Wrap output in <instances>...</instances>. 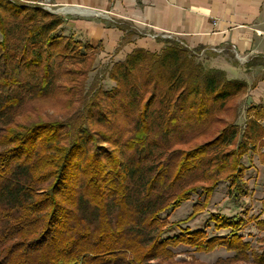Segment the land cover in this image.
I'll return each mask as SVG.
<instances>
[{
    "label": "trees",
    "instance_id": "1",
    "mask_svg": "<svg viewBox=\"0 0 264 264\" xmlns=\"http://www.w3.org/2000/svg\"><path fill=\"white\" fill-rule=\"evenodd\" d=\"M62 23L38 3L0 0V264L171 263L180 244L200 252L223 247L233 252L231 261L264 264V246L255 250L244 239L248 221L241 217L212 215L216 229L230 230L211 236L189 227L163 236L167 217H161L199 188L205 205L216 175L232 178L231 186L241 178L242 157L264 146L262 105L249 108L243 128L226 123L202 143L177 149L170 176L168 164L138 159L148 151L155 158L164 154L155 140L167 144L179 121L206 130L222 120L217 114L247 89L246 82L206 67L187 47L168 40L160 52L138 47L111 64L114 87L94 83L81 95L76 119L17 121L15 110L25 99L57 95L64 86L56 83L48 52ZM121 128L129 133L122 144L100 145ZM198 170L210 185L191 184L167 196ZM202 208L196 203L187 219ZM257 226L264 230V219Z\"/></svg>",
    "mask_w": 264,
    "mask_h": 264
},
{
    "label": "rangeland",
    "instance_id": "2",
    "mask_svg": "<svg viewBox=\"0 0 264 264\" xmlns=\"http://www.w3.org/2000/svg\"><path fill=\"white\" fill-rule=\"evenodd\" d=\"M25 2L38 3L45 10L52 12L62 18L69 15V12H62L60 9L52 5L48 0L30 1L19 0ZM63 15V16H62ZM64 21V18H63ZM60 35L59 40L48 50L51 54V67L56 74V83L64 85L60 93L57 95H49L37 99H25L20 107L15 110L17 112V121L33 122L38 119H68L71 120L79 117L80 112H76L80 105V97L87 92L94 83L104 90H109L114 87L115 82L108 77L107 69L117 62L114 56L103 58L100 55V48L93 49L84 48L85 42L75 37L67 29L61 28L57 32ZM79 41V42H77ZM83 42L84 44H81ZM89 44V43H86ZM62 53V54H61ZM69 87L71 89L69 90ZM59 92V90H58ZM240 93L233 101H231L224 111L217 115L222 120H216L211 123V126L204 130L203 125H190L187 128L179 121L177 129H173L169 136V142L166 144L161 139H156V143L161 145L164 149V154L155 158L147 154H139L138 159L148 160V164L154 163L157 167L159 164H168L169 174L172 173L174 166L179 160L180 154L177 149H189L199 143L213 137L226 123H237L243 128L249 106L252 103L246 101V96ZM26 96V94H24ZM73 97V102L69 100ZM76 112V113H75ZM120 112V110H119ZM75 113V114H74ZM109 117L113 118L111 114ZM124 121L127 119L121 116ZM112 124V120L110 122ZM128 124H126L127 127ZM106 127V126H105ZM121 130V132H119ZM119 131L110 133L112 141H101L100 145L103 147H111L118 143L122 144L129 136V133H123L121 128ZM123 140V141H122ZM264 141V140H263ZM164 144V145H163ZM166 147H169L166 148ZM259 148V146H258ZM253 149L242 157L244 165L243 174L241 178L236 177V183L231 186L232 178L228 180L216 175V186L209 196L208 202L204 205V195H202V188L193 192L189 199L184 200L181 205L175 210H168L162 213L161 217H167V224L163 236L173 235L180 232V228L189 227L190 229L204 228L208 234H225L230 229H216L214 222L211 220L212 215L221 214L229 217L238 216L245 219L247 224L241 230L244 239L251 242L255 250H261L264 246V230L257 226V221L264 219V158L261 151L264 146L259 149ZM260 151V154H259ZM126 152V151H125ZM129 153H125V157ZM213 153L211 154V156ZM150 157V158H149ZM137 158V157H136ZM155 158L154 161H152ZM212 165V163L210 164ZM214 166V164L212 165ZM195 178L193 174L187 176L181 183L177 184L172 190H167V196L179 191L181 188L191 184L210 185L212 181L204 175L202 170L196 171ZM221 175V174H220ZM169 179V178H168ZM167 179V180H168ZM168 196V197H169ZM196 203L202 204V209L194 216H188L192 213ZM178 222H180L178 224ZM174 256L172 262L160 263L161 260L153 259V264H255L253 260L231 261L228 258L232 257L233 252L225 248H217L211 252H200L187 246L180 244L173 248Z\"/></svg>",
    "mask_w": 264,
    "mask_h": 264
},
{
    "label": "crops",
    "instance_id": "3",
    "mask_svg": "<svg viewBox=\"0 0 264 264\" xmlns=\"http://www.w3.org/2000/svg\"><path fill=\"white\" fill-rule=\"evenodd\" d=\"M48 1L70 13L62 28L99 46L103 58L120 61L138 47L160 52L175 40L206 67L244 80L246 101L264 107V0Z\"/></svg>",
    "mask_w": 264,
    "mask_h": 264
},
{
    "label": "bare ground",
    "instance_id": "4",
    "mask_svg": "<svg viewBox=\"0 0 264 264\" xmlns=\"http://www.w3.org/2000/svg\"><path fill=\"white\" fill-rule=\"evenodd\" d=\"M71 9V8H70Z\"/></svg>",
    "mask_w": 264,
    "mask_h": 264
}]
</instances>
